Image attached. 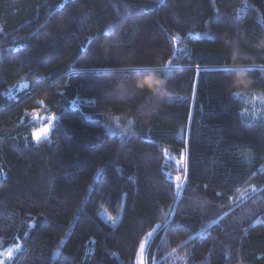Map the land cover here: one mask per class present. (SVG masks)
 <instances>
[{
	"label": "trees",
	"instance_id": "obj_1",
	"mask_svg": "<svg viewBox=\"0 0 264 264\" xmlns=\"http://www.w3.org/2000/svg\"><path fill=\"white\" fill-rule=\"evenodd\" d=\"M253 92L264 0H0L6 264H264Z\"/></svg>",
	"mask_w": 264,
	"mask_h": 264
},
{
	"label": "rangeland",
	"instance_id": "obj_2",
	"mask_svg": "<svg viewBox=\"0 0 264 264\" xmlns=\"http://www.w3.org/2000/svg\"><path fill=\"white\" fill-rule=\"evenodd\" d=\"M264 95L259 93V92H253L252 93V99L253 101H258V103H261L264 105ZM55 118L52 116H42L37 118V122L40 125V130L37 134H40V138L46 136L50 132V129L52 128V124L54 123ZM47 129V131H45ZM36 134V135H37ZM35 135V138H36ZM99 216L101 217L102 220H104L106 223L110 225H116L120 217L116 218L110 215L105 208H102L99 212ZM148 246V240L145 241L142 249L140 250L138 259H137V264H145V255H146V247ZM18 246H12L9 249L6 250H0V264H6L10 259L14 256L15 252L18 250ZM146 250V251H145Z\"/></svg>",
	"mask_w": 264,
	"mask_h": 264
},
{
	"label": "snow or ice",
	"instance_id": "obj_3",
	"mask_svg": "<svg viewBox=\"0 0 264 264\" xmlns=\"http://www.w3.org/2000/svg\"><path fill=\"white\" fill-rule=\"evenodd\" d=\"M45 131H47V129H45ZM36 139L39 140L40 139V134L36 135Z\"/></svg>",
	"mask_w": 264,
	"mask_h": 264
}]
</instances>
